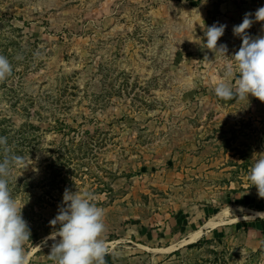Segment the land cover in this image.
Returning <instances> with one entry per match:
<instances>
[{"label":"rangeland","instance_id":"1","mask_svg":"<svg viewBox=\"0 0 264 264\" xmlns=\"http://www.w3.org/2000/svg\"><path fill=\"white\" fill-rule=\"evenodd\" d=\"M260 7L0 0V55L13 68L0 82V136L25 160L10 187L24 204L30 264H53L46 238L65 190L89 192L105 210L107 264H264V242L246 247L241 228L264 220L247 180L264 156V102L213 91L242 43L233 27L245 13L248 34L264 36ZM214 23L227 25L218 46L228 57L201 45ZM222 213L225 224L206 230Z\"/></svg>","mask_w":264,"mask_h":264},{"label":"clouds","instance_id":"2","mask_svg":"<svg viewBox=\"0 0 264 264\" xmlns=\"http://www.w3.org/2000/svg\"><path fill=\"white\" fill-rule=\"evenodd\" d=\"M251 16L245 13L242 23L233 27V34L240 37L242 43L231 57L226 55V44L218 46L227 25L214 23L204 31L206 42L201 41L202 47L215 56L220 53L230 58L224 67L223 79L213 88L218 99L244 100L251 95L264 102V36L254 38L248 34L254 22ZM254 16L255 21H264V7L257 9ZM12 71L10 60L0 55V82L10 77ZM0 155V264H30L25 246L30 241L31 231L22 216L24 204L16 200L10 187L13 169L25 160L15 154L4 136H0ZM247 180L250 187H256L258 197L264 199V156L254 160ZM94 200L89 192L65 190L58 214L49 221L54 230L46 238L53 241L48 255L53 264H107L106 257L112 250L105 238V210ZM257 215L264 216V213Z\"/></svg>","mask_w":264,"mask_h":264},{"label":"crops","instance_id":"3","mask_svg":"<svg viewBox=\"0 0 264 264\" xmlns=\"http://www.w3.org/2000/svg\"><path fill=\"white\" fill-rule=\"evenodd\" d=\"M246 219V218H245ZM245 221L242 225L243 227H241L242 225H238L237 228H245V227H249L247 229V233L245 232V246L251 249H257L262 242H264V220L263 221H259L258 218L252 219V220H243ZM206 230H215L216 228H211L209 226H205ZM236 228V226H234ZM216 231V230H215ZM203 232V231H202ZM215 233V232H214ZM255 238V239H254ZM254 239V240H253ZM235 240H237V238H235L234 236L230 237L229 239V243L230 244H236ZM264 244V243H263Z\"/></svg>","mask_w":264,"mask_h":264},{"label":"bare ground","instance_id":"4","mask_svg":"<svg viewBox=\"0 0 264 264\" xmlns=\"http://www.w3.org/2000/svg\"><path fill=\"white\" fill-rule=\"evenodd\" d=\"M226 213H227V211H226ZM226 213H222V214H220L217 218H215V219H212L211 221H209L208 223H207V226H209V227H211V228H215V227H217V226H221V225H224L225 224V216H227L226 215ZM200 234H201V232H194L192 235H191V241H194V240H196V239H198L199 238V236H200ZM184 242V241H183Z\"/></svg>","mask_w":264,"mask_h":264}]
</instances>
